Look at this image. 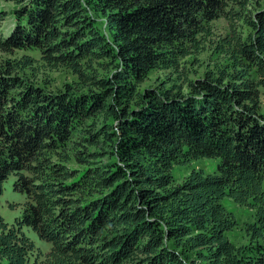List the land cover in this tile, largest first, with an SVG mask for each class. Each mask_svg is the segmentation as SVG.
Segmentation results:
<instances>
[{
    "label": "trees",
    "instance_id": "1",
    "mask_svg": "<svg viewBox=\"0 0 264 264\" xmlns=\"http://www.w3.org/2000/svg\"><path fill=\"white\" fill-rule=\"evenodd\" d=\"M6 1L16 23L5 35L0 11V51L41 57L0 62V189L15 174L27 198L16 224L0 216V264H264V0ZM221 17L232 35L215 41ZM203 52L220 61L189 78ZM39 60L76 84L54 93L21 75ZM154 70L176 80L142 89ZM204 158L216 172L177 181ZM227 197L255 210L248 244L227 234Z\"/></svg>",
    "mask_w": 264,
    "mask_h": 264
},
{
    "label": "rangeland",
    "instance_id": "2",
    "mask_svg": "<svg viewBox=\"0 0 264 264\" xmlns=\"http://www.w3.org/2000/svg\"><path fill=\"white\" fill-rule=\"evenodd\" d=\"M248 8L259 7L260 0H248ZM242 5L240 3L231 4L230 8L235 10H241ZM16 8L15 1H6L0 0V11H4L5 19L2 21V31L5 35L9 34L15 23L16 17L14 15V10ZM94 15V12H91ZM96 15V14H95ZM98 27L105 33H107V28L105 26V18L102 15H98ZM234 26L238 33L247 34L249 29L243 23L235 19L233 20ZM231 22L226 17H221L213 22V31L215 41H223V38L231 36ZM33 55L37 59H40L39 52H30L26 50H16L14 53L10 54L7 52L0 51V62L9 58H19L23 55ZM198 61L191 62L193 59L189 57L187 62L183 64V72L188 73L189 78H197L203 76L204 72L207 69L212 68L215 63L220 60L210 57L209 52H203L200 55L196 56ZM218 59V58H217ZM36 68L34 70L28 71L26 74H22L24 77L28 78L29 81L35 83V85L44 88L49 92H62L66 89L67 85L76 84L78 80L77 76L74 75L70 69L66 67H59L56 69H51L48 66L44 65L42 60H39L36 63ZM173 74H170L167 70H154L142 83L141 88L148 87H157L166 83L167 86H170L175 77ZM176 76V75H175ZM172 78V79H171ZM181 81V80H180ZM218 159L214 158H204L199 160H193L185 165H177L174 169V174L177 181H182L193 169H203L205 172L213 173L218 169ZM69 166L74 168H79L80 165L77 164L74 160L69 163ZM16 175L11 174L6 181L2 184L0 189V216H2L6 222L10 225L16 224L17 218L22 214L24 204L27 200L26 195L15 189ZM224 205L228 210L232 211L238 221V225L227 234L229 238L236 245H244L249 243V237L245 231V226L247 222L254 221L255 210L253 208L240 205L236 203L232 198L227 197L223 200ZM25 232L34 240L36 244V249H40L43 252H48L51 248V244L40 239L38 234L32 229L25 228ZM37 251V250H36ZM194 258H197L196 255H193ZM198 261V260H197ZM200 264V262L198 261Z\"/></svg>",
    "mask_w": 264,
    "mask_h": 264
}]
</instances>
